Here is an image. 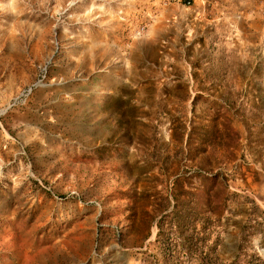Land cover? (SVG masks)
Returning a JSON list of instances; mask_svg holds the SVG:
<instances>
[{"label":"rangeland","instance_id":"rangeland-1","mask_svg":"<svg viewBox=\"0 0 264 264\" xmlns=\"http://www.w3.org/2000/svg\"><path fill=\"white\" fill-rule=\"evenodd\" d=\"M0 264H264V0H0Z\"/></svg>","mask_w":264,"mask_h":264}]
</instances>
